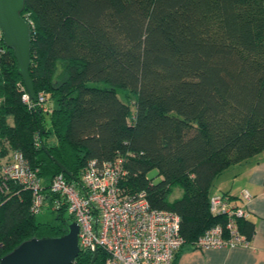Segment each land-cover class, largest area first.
<instances>
[{
    "label": "trees",
    "instance_id": "16d2710c",
    "mask_svg": "<svg viewBox=\"0 0 264 264\" xmlns=\"http://www.w3.org/2000/svg\"><path fill=\"white\" fill-rule=\"evenodd\" d=\"M21 16L34 93L51 110L46 123L22 100L16 60L0 41V157L22 153L53 217L37 220L31 192L10 182L0 258L66 232L74 218L48 188L59 173L79 184L89 160L122 158L121 191L175 212L185 244L223 224L209 211L216 178L264 151V0H25ZM238 226L250 240L253 224L243 217ZM92 256L80 249L72 264ZM104 260L98 249L94 264Z\"/></svg>",
    "mask_w": 264,
    "mask_h": 264
},
{
    "label": "built area",
    "instance_id": "2783aa9c",
    "mask_svg": "<svg viewBox=\"0 0 264 264\" xmlns=\"http://www.w3.org/2000/svg\"><path fill=\"white\" fill-rule=\"evenodd\" d=\"M0 41L3 33L0 29ZM22 100L28 107L44 113L51 110L47 97L40 93L35 101L27 93ZM126 175L122 158L101 163L89 160L80 175L79 184L68 182L63 173L55 175L49 185L59 194L78 225L79 250L105 253L104 264H173L176 253L185 244L180 219L175 212L150 205L144 192L128 194L119 183ZM18 182L31 192V211L36 214L45 205L43 182L22 153L11 151L0 164V196ZM242 198L251 195L244 190ZM60 200L53 202L56 209ZM209 211L225 217L223 224L206 229L191 245L196 249L248 245L238 220L246 216L242 206L219 193L209 198Z\"/></svg>",
    "mask_w": 264,
    "mask_h": 264
},
{
    "label": "crops",
    "instance_id": "0c3cea01",
    "mask_svg": "<svg viewBox=\"0 0 264 264\" xmlns=\"http://www.w3.org/2000/svg\"><path fill=\"white\" fill-rule=\"evenodd\" d=\"M10 152L0 157V164ZM244 190L251 195L249 200L242 198ZM221 192H229L231 202L245 209V219L254 227L249 244L207 249L184 244L174 264H264V151L230 166L217 177L213 193ZM179 194L177 191L176 196Z\"/></svg>",
    "mask_w": 264,
    "mask_h": 264
},
{
    "label": "water",
    "instance_id": "95a60500",
    "mask_svg": "<svg viewBox=\"0 0 264 264\" xmlns=\"http://www.w3.org/2000/svg\"><path fill=\"white\" fill-rule=\"evenodd\" d=\"M25 0H0V29L3 43L12 50L16 68L27 94L33 101L36 96L29 75L30 26L21 16ZM63 172H67L62 168ZM79 253L78 225L66 223V232L60 236L30 238L0 258V264H72ZM97 251L90 264H94Z\"/></svg>",
    "mask_w": 264,
    "mask_h": 264
},
{
    "label": "rangeland",
    "instance_id": "374dc122",
    "mask_svg": "<svg viewBox=\"0 0 264 264\" xmlns=\"http://www.w3.org/2000/svg\"><path fill=\"white\" fill-rule=\"evenodd\" d=\"M49 104H50V102H49ZM44 117H45L46 123H48L49 122L48 113H45ZM151 174L154 175L155 174L154 171H152ZM177 191L180 193V191L178 189H174L173 193L171 194V198H174L177 195ZM35 217L39 221H47V220H51V218L53 217V214L51 212H49V210L46 208V206H43L40 209V211L38 213H36Z\"/></svg>",
    "mask_w": 264,
    "mask_h": 264
}]
</instances>
